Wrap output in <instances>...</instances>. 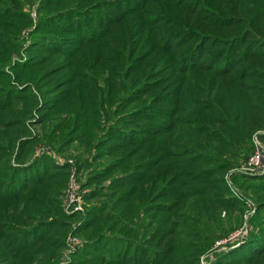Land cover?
I'll return each instance as SVG.
<instances>
[{
  "label": "trees",
  "instance_id": "1",
  "mask_svg": "<svg viewBox=\"0 0 264 264\" xmlns=\"http://www.w3.org/2000/svg\"><path fill=\"white\" fill-rule=\"evenodd\" d=\"M28 1L0 0V264H57L77 216L68 165L32 159L34 109L78 172L92 158L64 264H201L245 200L251 232L207 264H264V172L230 175L245 200L225 178L264 129V0H42L15 84Z\"/></svg>",
  "mask_w": 264,
  "mask_h": 264
},
{
  "label": "rangeland",
  "instance_id": "2",
  "mask_svg": "<svg viewBox=\"0 0 264 264\" xmlns=\"http://www.w3.org/2000/svg\"><path fill=\"white\" fill-rule=\"evenodd\" d=\"M41 2H42V0H31V1L26 2V4L24 5V10L28 13L29 18L32 20L31 21L32 24L30 26L24 27L21 30L20 36H19L20 37V39H19L20 45H21L20 50H19V54H16L15 56L13 54V56H14L13 61H10L11 64L8 62L10 65L7 64L5 67V70H8L7 72L11 76L12 83L16 84L18 82V81L16 82V80H17V79H15L16 76H13V74H15V70L14 69L11 70L12 65L17 64L18 62L26 61L30 55V48L33 44L34 31L36 30L35 28L37 26V23H38L40 14H41V12H40ZM20 60H22V61H20ZM35 92H36V94H38V98L41 100V98H43L41 92L36 91V90H35ZM38 108H39V105H38ZM39 119H40L39 110L34 109L32 114L28 117V119L26 121V128L28 129L27 131L29 132V136L33 135V136L37 137L36 143L32 149V154H31L32 159H35L36 157H41L43 155H49L51 157L56 158L60 163H64V165H68V168L70 171L68 186H67L66 190H68L70 187L74 173H76V177H77L76 178L77 180L75 179V182H77L78 185L80 186L79 194L81 195V198H82L81 204H82L83 209L76 212L77 216L74 217V219L72 220L70 231L68 232V237L65 238V246H63L62 249L60 250V254H59V258H58L59 260L57 259L58 260L57 264H64L65 262H72L75 252H77L80 248L83 247V245L85 243L88 242V239H86V237H84V236H81L79 234L72 236L71 234H72V230H74L79 224L82 223L83 218L86 216L87 208L90 206V203L86 202L85 199L83 198V194L87 193L88 189H84V188L82 189L80 180L85 182V180L87 178V170L89 171V170L93 169V167L91 166L92 165V158L90 156V158L88 160V162H90L91 165H89L85 168L79 169V172H78V168L74 164V161L77 160L78 151L74 150V148H69L65 151L62 150L63 152H60L57 149V147L55 145H53L54 142L53 143L51 141L49 142V140L45 134L46 127L44 126V124H42L39 121ZM260 130H263V129H260ZM257 131H259V130H257ZM3 132H5V131H3ZM17 150H18V147H17ZM46 153H48V154H46ZM238 168H240V167L231 168L226 173L225 178L227 175L238 171ZM79 178H81V179L79 180ZM65 196H66V194H65ZM65 212H66V210H65ZM66 214L70 215L68 212H66ZM73 214H75V213H73ZM223 216H225V213H223ZM240 225H238L236 227H239ZM71 237H75L76 241L72 240ZM206 255L209 256L210 254L207 252V253L203 254L201 258H203Z\"/></svg>",
  "mask_w": 264,
  "mask_h": 264
},
{
  "label": "built area",
  "instance_id": "3",
  "mask_svg": "<svg viewBox=\"0 0 264 264\" xmlns=\"http://www.w3.org/2000/svg\"><path fill=\"white\" fill-rule=\"evenodd\" d=\"M264 134V129L257 131L253 134L252 145L253 151L249 156L247 162H245L238 171L249 173V174H262L264 172V141L261 138V135ZM232 174V173H231ZM231 174L226 176L227 185L230 188L231 192L243 199V196L240 194L239 189L236 187L235 183L231 178ZM76 173L72 177V182L68 190H66L64 208L69 214L76 213L83 209L82 207V198L79 194V188L76 179ZM77 180V179H76ZM246 210L243 214V221L239 227H236L228 236L218 240L213 248L208 252L209 256H204L201 258V264H207L209 258H213L215 251L227 250L230 246H239L241 242L248 237L249 233L252 230V225L250 223V218L256 213V207L249 200H245ZM72 240L76 241L75 237H71Z\"/></svg>",
  "mask_w": 264,
  "mask_h": 264
}]
</instances>
